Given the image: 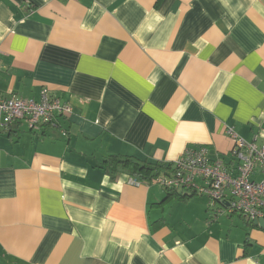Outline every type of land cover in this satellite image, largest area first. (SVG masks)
Returning <instances> with one entry per match:
<instances>
[{
  "label": "crops",
  "instance_id": "0c3cea01",
  "mask_svg": "<svg viewBox=\"0 0 264 264\" xmlns=\"http://www.w3.org/2000/svg\"><path fill=\"white\" fill-rule=\"evenodd\" d=\"M44 89L73 114L0 132V264H264L263 228L102 166L264 143V0H0V98Z\"/></svg>",
  "mask_w": 264,
  "mask_h": 264
},
{
  "label": "built area",
  "instance_id": "2783aa9c",
  "mask_svg": "<svg viewBox=\"0 0 264 264\" xmlns=\"http://www.w3.org/2000/svg\"><path fill=\"white\" fill-rule=\"evenodd\" d=\"M72 114V106L50 96L47 89L38 101L1 97L0 132L16 122L38 131L44 126H57L59 119ZM225 130L234 141L228 160L210 158L205 146L188 147L172 163V170L161 174L156 183L169 191L205 196L208 223L223 214H239L251 222H264V143L258 142V135L247 141L232 127ZM258 172L261 178L255 180L253 175Z\"/></svg>",
  "mask_w": 264,
  "mask_h": 264
},
{
  "label": "trees",
  "instance_id": "16d2710c",
  "mask_svg": "<svg viewBox=\"0 0 264 264\" xmlns=\"http://www.w3.org/2000/svg\"><path fill=\"white\" fill-rule=\"evenodd\" d=\"M102 166L105 169V171L109 173L111 176L114 177L115 175L121 173L127 174L130 178L134 180L135 183L156 182L157 178L161 174H167L168 171L172 170V163L150 161L147 159H141L132 156H120V155L107 156L103 160ZM169 192H175L177 198L179 199H187L188 197L193 196L190 194H181V193L177 194L176 191H169ZM245 220L248 223L253 224V222L248 221L247 219Z\"/></svg>",
  "mask_w": 264,
  "mask_h": 264
},
{
  "label": "water",
  "instance_id": "95a60500",
  "mask_svg": "<svg viewBox=\"0 0 264 264\" xmlns=\"http://www.w3.org/2000/svg\"><path fill=\"white\" fill-rule=\"evenodd\" d=\"M254 225H258L259 227L263 228L264 229V222L262 219H258L256 221L253 222Z\"/></svg>",
  "mask_w": 264,
  "mask_h": 264
}]
</instances>
